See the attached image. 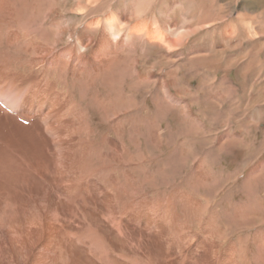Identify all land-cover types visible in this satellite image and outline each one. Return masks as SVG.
I'll list each match as a JSON object with an SVG mask.
<instances>
[{
	"label": "rangeland",
	"instance_id": "obj_1",
	"mask_svg": "<svg viewBox=\"0 0 264 264\" xmlns=\"http://www.w3.org/2000/svg\"><path fill=\"white\" fill-rule=\"evenodd\" d=\"M40 4L27 28L0 25V91L20 103L0 100V264H113L169 235L161 264H264V0ZM131 206L144 221L111 228L104 258L72 234L44 255L49 218L76 232V214Z\"/></svg>",
	"mask_w": 264,
	"mask_h": 264
},
{
	"label": "bare ground",
	"instance_id": "obj_2",
	"mask_svg": "<svg viewBox=\"0 0 264 264\" xmlns=\"http://www.w3.org/2000/svg\"><path fill=\"white\" fill-rule=\"evenodd\" d=\"M12 1L13 0H0V25H3V24H12V25H15L17 23H21L22 26H24V27L27 28L30 25V24H28V22L31 21L32 15H33L32 5H33V3H36V2H38V3H41L42 2V4H40L39 7H38L39 14L42 15L44 12L46 13V10H45L46 8L44 7V4H43V1L44 0H33L32 2L30 0H19V1L17 0L15 2L17 6H13L10 3ZM83 1L87 4V7L89 9V8H93L94 2L101 1V0H83ZM18 3H19V5H18ZM2 6H4V8H3L4 11H2V9H1ZM47 11H49V10H47ZM53 12H55V11H53ZM47 14H48V12H47ZM55 14H56V12H55ZM119 21H120V16H117V15H114V14H112V16L107 19V26L113 31V35H115V36L120 34ZM23 31H25V33H28V31L26 29H24ZM135 31H136V29H135ZM131 33H134V30L131 29L127 33V36H129ZM155 33H156V30L150 32L151 36H149L148 42L151 43V44L155 42V41H153L154 40L153 38H156V34ZM163 36L165 37V34ZM13 39H15V38H13ZM17 39H18V37H17ZM72 60H74V59H72ZM58 65H59V63H58ZM2 71H5V70L1 69V67H0V74H2ZM14 76L16 77L17 75H14ZM17 81L19 82V80H17ZM5 84H7V83H5ZM20 90H21V88H20ZM37 92H39V91H37ZM14 93L15 92L9 93L8 90H2V91H0V100L6 106H8V107H10V106L11 107H14L15 105L20 106V103L18 102V100H19L18 99L19 92H18V94L16 93V95ZM56 94H58V92H56ZM20 100H21V98H20ZM40 108H42V105H39L38 111L40 110ZM43 110L44 109H41V111L38 114L39 115H42L43 114ZM30 111H33V107L31 108ZM50 116H47V117H50ZM47 117L46 116L42 117L43 122L44 121L46 122ZM132 209H133L132 206L128 209V212L130 213V215L128 216V218H127V215H124V214H121V216H118L120 218H118L116 215H105L104 217H102V219H99L98 220V219H95V218H92V217H89V216L86 217L83 214H81V216H78L76 214V218H74V219H78V221H79L78 223L79 224H84V226H81V228H79V230H81V231H78L77 230L76 232L75 231L74 232H72V231H66V233L65 232H62V229L53 221L54 218H52V219L49 218V220H48L49 222H47L45 224L44 230H43L44 236L46 235V237H45L46 240H45V243L43 244L44 245L43 250L46 252V254H44V255H47V253H49V255H51L50 256L51 259H53V258L55 259L57 256L61 259L64 256V249L62 250V243H63V241H65L63 239V237L61 238V235L63 236V235H67V234L68 235L72 234V236L69 238V243H71V245L73 244V245H78V246L80 245L82 247L83 246L84 247H87V248H89L93 252L94 255H97V256L100 255L102 257L103 256L102 252L103 253L105 252V254H106V251L113 252L114 251V248L116 247V244L115 243L117 241H119L120 239H118L117 241H115L116 240L115 239L114 240L115 242L114 241H110V239H108V237H107V234H109L112 231L110 229L111 228L114 229V230L116 229L120 234H124V232H125L124 229L127 230V228H129V225L131 223H135V224H137V226H139L138 224L141 222V219L143 220L142 214L140 215L141 212L140 213H138V212H135V213L132 212L131 213V210ZM144 215H146V214H144ZM147 216H149V215H147ZM81 217L83 218V220H81ZM148 218H151V217H148ZM162 219L160 218L159 220L162 221ZM156 220H158V219H156ZM103 221L105 223H107L106 224L107 226L105 225L106 228L103 229L102 232H100L101 234H99L98 231H100L99 229H101L99 227V225H101ZM72 222H74V221H72ZM150 222L151 221H149L148 224ZM156 224H159V223H156ZM156 224H155V222H151L150 223V227H151L150 229H153L154 230L156 228ZM36 225H37L36 228L34 227V229H32L30 231L23 232L21 234V237L16 238V239H20V241L21 240L23 241L24 237L25 238H34L35 239L36 233H39L40 232V226L38 227V223H34V226H36ZM144 225H147V224H144ZM77 227H79V226H77ZM159 227L161 228V226H159ZM84 231H87L88 234H86ZM39 235H40V233L38 234V238H39ZM125 236H124V238H125ZM169 236H166V239L163 238V240H161V241H160V239H158V240H156V239H154V240L147 239V242L143 243V242H141V239H140L139 242H136V243L129 242V243H132V245H136L137 244L136 245L137 249L133 247V249L131 250V252H128V251H126L124 249V246H121V247H119V251L120 252L117 253V254H118V257H120L121 260H123V261H119L117 263H115L113 261H111V262L113 264H161L160 261H161L162 257L160 258L159 255L160 254L161 255L164 254L162 250L168 249V251H170L173 247H176V242H175L176 240H173V237H169ZM155 237H157V236H155ZM10 240H11V242L13 244L19 242V240L16 241L15 239L13 240L12 238ZM111 240H113V239H111ZM142 240H144V239H142ZM18 244H21V242H19ZM22 244H23L22 247H24V244H27V243L24 241V243H22ZM22 247H20V248H22ZM79 248H77V249H79ZM138 250H141V251L139 252ZM136 251H138L139 253H137ZM88 253H91V252H88ZM102 258H104V256ZM167 259L168 258H165V260H167ZM67 263H68V261H67ZM68 264H70V263H68Z\"/></svg>",
	"mask_w": 264,
	"mask_h": 264
},
{
	"label": "clouds",
	"instance_id": "obj_3",
	"mask_svg": "<svg viewBox=\"0 0 264 264\" xmlns=\"http://www.w3.org/2000/svg\"><path fill=\"white\" fill-rule=\"evenodd\" d=\"M79 51H80L81 54H82L84 51H86V48H81V49H79Z\"/></svg>",
	"mask_w": 264,
	"mask_h": 264
}]
</instances>
